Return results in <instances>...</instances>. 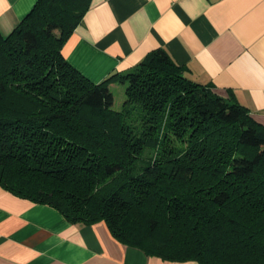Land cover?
<instances>
[{
	"label": "trees",
	"instance_id": "obj_1",
	"mask_svg": "<svg viewBox=\"0 0 264 264\" xmlns=\"http://www.w3.org/2000/svg\"><path fill=\"white\" fill-rule=\"evenodd\" d=\"M89 4L38 0L0 30V185L149 255L264 264V126L164 48L83 75L62 49Z\"/></svg>",
	"mask_w": 264,
	"mask_h": 264
},
{
	"label": "crops",
	"instance_id": "obj_2",
	"mask_svg": "<svg viewBox=\"0 0 264 264\" xmlns=\"http://www.w3.org/2000/svg\"><path fill=\"white\" fill-rule=\"evenodd\" d=\"M37 1L0 0V30L11 32ZM156 48L264 126V0H90L62 52L97 83L129 71ZM0 264L199 262L149 255L116 238L104 220L73 223L0 185Z\"/></svg>",
	"mask_w": 264,
	"mask_h": 264
},
{
	"label": "rangeland",
	"instance_id": "obj_3",
	"mask_svg": "<svg viewBox=\"0 0 264 264\" xmlns=\"http://www.w3.org/2000/svg\"><path fill=\"white\" fill-rule=\"evenodd\" d=\"M112 88H113V91L116 95L115 108L119 109L122 107V103L124 101L123 99L125 98V96H124V98H122V96L124 95V87L119 83V84H116L115 86H113Z\"/></svg>",
	"mask_w": 264,
	"mask_h": 264
}]
</instances>
